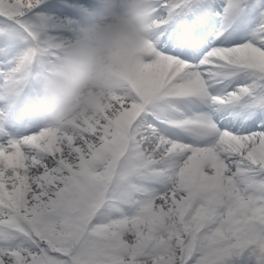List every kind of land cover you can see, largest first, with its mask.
I'll return each mask as SVG.
<instances>
[{
    "label": "snow or ice",
    "instance_id": "6c2138e0",
    "mask_svg": "<svg viewBox=\"0 0 264 264\" xmlns=\"http://www.w3.org/2000/svg\"><path fill=\"white\" fill-rule=\"evenodd\" d=\"M84 5L0 0V264H264V0H154L138 70L53 127L20 99Z\"/></svg>",
    "mask_w": 264,
    "mask_h": 264
},
{
    "label": "clouds",
    "instance_id": "9594fccd",
    "mask_svg": "<svg viewBox=\"0 0 264 264\" xmlns=\"http://www.w3.org/2000/svg\"><path fill=\"white\" fill-rule=\"evenodd\" d=\"M154 0H95L54 63L20 99L42 123L65 127L84 119L140 67L153 26Z\"/></svg>",
    "mask_w": 264,
    "mask_h": 264
}]
</instances>
